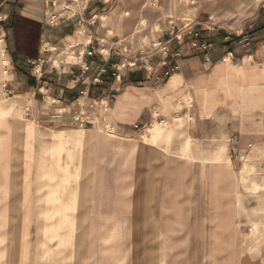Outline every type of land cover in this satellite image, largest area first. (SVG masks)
<instances>
[{"label": "rangeland", "instance_id": "obj_1", "mask_svg": "<svg viewBox=\"0 0 264 264\" xmlns=\"http://www.w3.org/2000/svg\"><path fill=\"white\" fill-rule=\"evenodd\" d=\"M129 3L126 16L139 14L136 31L152 48L174 29L239 33L264 25V0ZM6 61L0 52L2 67ZM20 118L21 132L13 128L14 117L7 119L0 264H254L259 229L243 226L250 218L238 220L232 228L236 236L231 235L246 237V259L220 243L229 211L240 205L246 183L240 178L252 171L230 158L227 139L171 135L175 124L160 127L157 141L149 128L113 137L99 120L97 134L71 127L84 136L63 169L66 163L57 154L54 163L41 162L45 154L34 148L33 120Z\"/></svg>", "mask_w": 264, "mask_h": 264}, {"label": "crops", "instance_id": "obj_2", "mask_svg": "<svg viewBox=\"0 0 264 264\" xmlns=\"http://www.w3.org/2000/svg\"><path fill=\"white\" fill-rule=\"evenodd\" d=\"M49 1L0 0L5 36L0 52L7 59L3 67L0 64V217L6 212L8 195L7 119L14 117L13 128L21 132L20 117L30 116L37 139L34 148L45 154L41 162L52 164L57 154L66 169L73 162L72 149L82 144L84 135L70 130L68 123L52 124L51 116L86 91L93 101L110 100V107L97 113L96 124L105 119L121 134L134 132L138 124H153L154 114L159 113L168 125L175 124L168 132L171 135L183 133L187 139L203 141L227 139L230 158L242 164L243 170L248 164L252 171L240 174V182L243 178L246 182L239 194L240 205L229 211L228 222L222 226L228 231L220 243L228 253L237 252L246 259V237L233 238L236 231L232 228L238 220L250 218L243 226L250 232L253 224L259 229L254 264H264V25L239 33L180 29L185 36L196 29L213 42L212 61L207 63L203 52H188L186 36L185 43L170 44L164 67V57L136 31L139 14L126 16L130 0H58L55 24L48 19ZM81 28L92 39L88 48L78 35ZM177 30L167 31L158 42H167ZM241 33L250 35V47L240 45ZM74 45L77 52L93 51L94 56L77 63L67 53ZM123 46L129 47L127 55ZM174 53L181 57H172ZM134 62L136 67L116 70L120 64ZM176 65L178 69L167 76ZM101 68L108 71L104 83L94 85ZM54 100L60 104L52 105ZM94 128L87 131L94 132Z\"/></svg>", "mask_w": 264, "mask_h": 264}, {"label": "built area", "instance_id": "obj_3", "mask_svg": "<svg viewBox=\"0 0 264 264\" xmlns=\"http://www.w3.org/2000/svg\"><path fill=\"white\" fill-rule=\"evenodd\" d=\"M51 10L48 15V19L50 24H55L58 21V16L55 13V10L58 5V0H50L48 2ZM4 20L0 16V43H3L5 41V36L3 34L4 28H3ZM188 28V27H186ZM184 28V29H186ZM82 30L79 31V37L84 38V47L88 48L92 44V39L87 37V31L84 28H81ZM212 32H215V29L213 28L211 30ZM188 52H203L204 58L207 63H211L212 59L210 57V53L214 49V43L209 41L203 36V33L201 31H198L196 29H193L188 35ZM185 35L182 34V31L178 30L177 32H174L170 35V38L167 40V42H157L154 44L153 48L156 52L161 54L164 57V61L162 65L165 67L168 65L167 58L170 55V44L172 42H177L178 44L185 43ZM240 38V45L244 47H250L251 46V37L249 34L241 33L238 35ZM76 45L72 46L69 49V54L74 57V59L77 61V63H81L83 59L87 57H93L94 52L88 51V52H77L76 51ZM124 55H127L129 53V47L123 46L121 48ZM121 55V52H120ZM227 56H233L232 53H229ZM174 58H180L181 55L179 53H174L172 55ZM35 65V63H34ZM136 62L126 65V64H120L116 68V70L119 72L121 69H124L126 67H136ZM178 69L177 65L171 67L169 72L167 73V76L174 73ZM8 73V71H6ZM108 73L106 68H101L93 80L94 85H102L104 83L103 76ZM117 76V75H114ZM41 77V76H40ZM111 100L115 99V96L110 97ZM52 105H58L60 102L52 101ZM110 107V100L108 99H102L99 101H93L90 99L89 94L84 91L80 93V96L78 99H76L73 103L70 105H63L60 107V109L51 116V123L52 124H64L68 123V125L72 128H77L79 130H88L91 128H94L96 125V116L99 111L108 109ZM104 123V130L106 133L110 134L111 136H116L118 133V130L108 121L103 119ZM168 124L161 118V115L159 113L154 114V123L153 124H138L134 127V131H141L146 130L149 128V130L154 129V126L158 127H165Z\"/></svg>", "mask_w": 264, "mask_h": 264}, {"label": "bare ground", "instance_id": "obj_4", "mask_svg": "<svg viewBox=\"0 0 264 264\" xmlns=\"http://www.w3.org/2000/svg\"><path fill=\"white\" fill-rule=\"evenodd\" d=\"M151 131H152L153 139H155V140L156 139L158 140L160 137L163 136L162 135L163 132H162L161 128L158 126H154V129H152ZM186 146H187L186 148L188 149L189 144H187Z\"/></svg>", "mask_w": 264, "mask_h": 264}]
</instances>
